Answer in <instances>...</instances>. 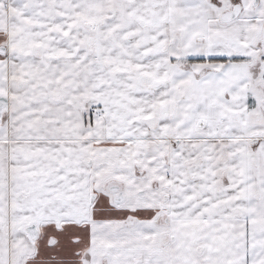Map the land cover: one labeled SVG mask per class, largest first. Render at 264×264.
Here are the masks:
<instances>
[{"label": "snow or ice", "instance_id": "snow-or-ice-1", "mask_svg": "<svg viewBox=\"0 0 264 264\" xmlns=\"http://www.w3.org/2000/svg\"><path fill=\"white\" fill-rule=\"evenodd\" d=\"M0 264H264V0H0Z\"/></svg>", "mask_w": 264, "mask_h": 264}]
</instances>
